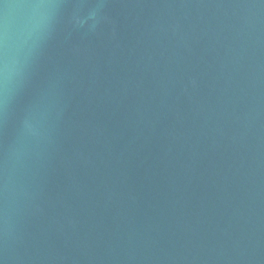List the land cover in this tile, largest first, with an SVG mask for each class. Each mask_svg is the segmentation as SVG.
<instances>
[{"label": "water", "instance_id": "obj_1", "mask_svg": "<svg viewBox=\"0 0 264 264\" xmlns=\"http://www.w3.org/2000/svg\"><path fill=\"white\" fill-rule=\"evenodd\" d=\"M0 264H264V0H0Z\"/></svg>", "mask_w": 264, "mask_h": 264}]
</instances>
